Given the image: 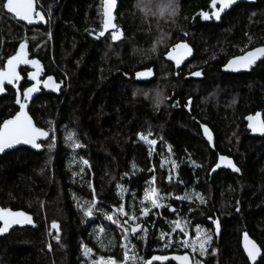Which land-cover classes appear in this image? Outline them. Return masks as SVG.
I'll return each instance as SVG.
<instances>
[{
	"label": "trees",
	"instance_id": "trees-1",
	"mask_svg": "<svg viewBox=\"0 0 264 264\" xmlns=\"http://www.w3.org/2000/svg\"><path fill=\"white\" fill-rule=\"evenodd\" d=\"M4 1L2 65L26 42L30 58L60 88L56 94L42 91L28 108L35 125L50 134L42 151L18 148L0 156V207L26 212L34 221L0 238V264H90L82 245L92 249V259L120 264L124 234L105 214L121 204L145 230L143 237L129 235L143 260L187 252L183 233L169 225L177 216L188 222L190 237L197 225L212 235L201 264H249L240 246L242 234L259 246L256 264H264V137H251L244 122L258 111L264 120V60L250 73L220 70L228 59L264 45V0L235 5L218 24L194 17L208 11L211 0H179L175 15L161 16L144 15L140 0H116L117 41L110 33L99 35L102 0H35L47 23L31 28L6 14ZM177 43H186L193 56L175 71L164 56ZM148 69L149 79L136 76ZM28 71L21 70L20 91L29 85ZM193 71L201 77L186 79ZM15 98L9 88L0 97V123L17 111ZM201 125L212 132L213 148L203 139ZM63 128L82 145L73 153L80 165L88 161L81 174L64 147ZM149 131L157 141L151 154L138 135ZM220 155L231 158L239 171L219 170L209 177ZM163 159L176 167H162ZM151 179L164 197L159 210L142 204ZM186 193L196 198H176ZM93 195L95 213L88 218L77 203L84 201L86 207ZM144 206L150 210L142 217ZM125 220L124 215L121 224L129 227ZM162 233L171 234V246Z\"/></svg>",
	"mask_w": 264,
	"mask_h": 264
},
{
	"label": "snow or ice",
	"instance_id": "snow-or-ice-1",
	"mask_svg": "<svg viewBox=\"0 0 264 264\" xmlns=\"http://www.w3.org/2000/svg\"><path fill=\"white\" fill-rule=\"evenodd\" d=\"M235 3V0H211V8L212 11L209 12H201L200 16L204 20H209L211 18H215L217 20L220 19L221 13L227 9L230 5ZM217 4L219 7L217 8ZM103 5V30L99 32L100 36L104 35V32L108 29H116V25L112 23L113 20V8L116 5V0H102ZM3 9H5L8 13L14 14L15 17H18L21 21H26L28 24H32L37 21H44L45 17L42 15L41 11H37L34 6V0H6L2 4ZM138 7L141 8L142 11H149V4L146 0H140V4ZM159 12L161 15L165 13H169L171 15H175L176 5L173 0H168V2L161 4L158 6ZM121 33L119 30H114L111 33V39L113 41L119 40ZM27 43L21 42L19 44V50L16 51L15 55L10 56L7 59L5 65L0 66V92L5 90V85H12L16 87L19 84L21 79L20 74L17 72V66L20 64L31 65L36 71L29 72L28 78L31 81H34L31 86L23 89V92L17 90L16 93V101L15 103L19 106V110L15 112L10 118H6L0 123V152H4L5 149L12 148L14 145L25 144L31 145L34 149H40L42 144L38 141L42 138H49V132L43 130L40 127H37L32 118L29 116L26 108L28 106V102L32 97V94L38 92L40 90V85L43 84L44 88H51L53 90L59 89L60 85L55 83L52 76H48L46 79L41 81L39 79V74L41 72L40 62L35 59H29L27 54ZM191 49L186 43H177L172 50L168 53V59L173 60L177 66L181 64L183 59L190 54ZM264 58V46L256 47L251 51L245 52L241 56L234 57L229 60L225 65L227 69L232 71H239L241 69H248L251 65H253L257 60ZM151 70L148 69L144 72H137L136 76L138 78L150 76ZM193 76H200L201 72H193L191 73ZM249 124L248 127L253 132L264 133V120L260 119V113H257L255 116L247 117ZM204 133L208 137V140H212L211 133L209 132L207 127H204ZM139 138L143 140L149 146V153L151 154L153 146L157 144L155 139H150L152 133L149 131L148 133H140L138 134ZM54 139V137H53ZM69 141L74 148H80L82 145L76 142L73 137L70 135L68 137ZM51 147V145H49ZM220 161L224 163L227 167L232 168L233 171H239L236 165L225 156L220 157ZM84 164H87L88 161L84 160ZM172 167L176 166L175 161H170ZM220 165L218 164L217 167ZM135 167V166H134ZM154 184V180H153ZM121 188V191H125L122 186L118 185ZM159 193V190L155 186H149L144 189L143 193V202H148L151 208H160L164 207L160 203L163 199ZM177 199H190L191 197L186 193L182 197H176ZM201 202L204 201L201 198ZM97 201L95 196L93 195L92 200L88 202L87 206H82V211L84 216L91 217L93 215V209L96 205ZM149 207L144 206L141 209V213L143 215H147L149 212ZM121 215L128 216V220L123 221L124 225H128L129 221H131V225L129 227H124V240L126 243L122 245L124 247V259L120 264H127L128 261H132V264H152V261H165L168 260L167 256H153L150 260H143L138 255H129L128 245L130 244L129 235L137 233L138 230L143 231L140 223L137 222V217L135 214L129 215L125 212V206L121 204L118 209ZM105 219L111 221L113 224H117L118 226H122L114 217L110 214H105ZM0 221L3 222V226H0V233L7 232L8 229L12 225H23V224H33V219L30 215L23 211H11L8 208H0ZM216 223L217 229L219 228L218 221H214ZM172 232H176L179 230L183 233L185 240L181 241L182 245L185 248H191L192 252H196L197 248L199 249V255L204 256L207 254L206 245L208 242L212 240V235L208 234L207 231L203 230L199 225L196 226V237L195 239H188V225L187 222H181L180 220H175L172 222ZM51 227L53 229H57L58 225L56 222H53ZM103 231V229H101ZM165 236H168L169 239L165 241L166 246H171L172 239L170 233H162L161 239H165ZM57 241H59V235L55 237ZM244 248L247 252V255L250 260L255 261L256 257L260 254V249L257 245L248 238L247 234L244 236ZM83 253L85 257H89L92 253V249L88 248L86 245H82ZM135 246L132 245V249L134 250ZM215 254V249H213V253ZM172 259L179 261L180 264H191L190 258L188 254L182 256H173ZM91 264H117L112 258L105 259L104 257H100L99 259H93ZM199 264V262H197Z\"/></svg>",
	"mask_w": 264,
	"mask_h": 264
},
{
	"label": "water",
	"instance_id": "water-1",
	"mask_svg": "<svg viewBox=\"0 0 264 264\" xmlns=\"http://www.w3.org/2000/svg\"><path fill=\"white\" fill-rule=\"evenodd\" d=\"M256 1H257V0H235V3H233L232 5H230L227 9H225V10L221 13V17H220V19L225 15L226 12H228V11H229L231 8H233L235 5H237V4H239V3L254 4ZM4 2H6V0H5ZM117 5H118V3H117V1H116V5H115V7L113 8V12H112V15H113L112 23H114V24H115L114 11H115V9L117 8ZM34 6H35V8H36L37 11H40V10L37 8V3H36L35 0H34ZM216 7L218 8V7H219V4H217ZM101 9H102V14H103V5H102ZM4 11L6 12V14L12 16V17L15 19L16 22L21 23V24L25 25L26 27H30V28H31V27H38V26H46V23H47L46 18H45L44 21H37V22H34V23H32V24H28L26 21H21L18 17H15L14 14L8 13L5 9H4ZM211 11H212V8H211V1H210V3H209V7H208V11H206V12H209V13H210ZM41 13H42V12H41ZM200 13H201V12H200ZM200 13H197L194 17L198 16L199 19H200V21H201L202 23H210V22H214V23L218 24V23L220 22V19L217 20V19H215V18H211V19H209V20H204V19L201 18ZM42 15H43V13H42ZM43 16H44V15H43ZM44 17H45V16H44ZM102 30H103V20H102ZM114 30H118V29H117V28H116V29H108L107 31L104 32V34H106V33H111V32L114 31ZM119 32H120V31H119ZM175 45H176V44H175ZM175 45H174V46H175ZM174 46H173V47H174ZM261 46H264V45H261ZM173 47H172V48H173ZM257 47H260V46H257ZM172 48H170L169 51L165 54L164 59L173 65V68H174L175 71H178V70H180V69H181V68H182V67H183V66H184V65H185V64H186L191 58H192V56H193V52H192V50H191L190 54H188V55L183 59V61L181 62V64H180L179 66H177L173 60L168 59V53L172 50ZM189 48H190V47H189ZM254 48H256V47H254ZM254 48H252V49H250V50H247V51H251V50H253ZM190 49H191V48H190ZM18 50H19V46L17 47L16 51H18ZM26 51H27V54H28V58L31 60L30 55H29V52H28V47H27ZM247 51H246V52H247ZM15 53H16V52H15ZM15 53H14L13 55H15ZM244 53H245V52H244ZM244 53H242V54H240V55H237V56H241V55H243ZM237 56H235V57H237ZM233 58H234V57L228 59V60L225 62V64L221 67L220 70H221L222 73H224V74H231V75H237V74H243V73H250L253 69H255V67L257 66V64H258L259 62H261V61L264 60V58H261V59L257 60L253 65H251V66H250L248 69H246V70H245V69H241V70H239V71H232V70H230V69H227V68L225 67V65L228 63L229 60H231V59H233ZM35 60H36V59H35ZM6 62H7V60L5 61L4 65L6 64ZM40 66H41V72H40V74H39V79H40L41 81H43V80L46 79L48 76H45V72H44V69H43V66L41 65V63H40ZM27 68L29 69L28 73H29V72H34V71H36V69H34L30 64H29V65L20 64V65L17 66V72H18V73L20 74V76H21V70H23V69H27ZM199 72H200V71H199ZM28 73H27V76H26V81L29 83V85H28L27 87H29V86H31L33 83H35L34 81H31V80L28 78ZM200 77H201V75L198 76V77H197V76H193V77H191V78H200ZM141 78L144 79V78H146V77H141ZM53 80H54V82L56 83L54 77H53ZM22 81H23V77L21 76V79H20V81H19V84H18L16 87H13L12 85H7V84H6V85H5V90H4L3 92H0V97H2V96L5 95V93H6V89H7V88L12 89V90L15 91V93H17V90H19V87H20V84L22 83ZM59 88H60V87H59ZM19 91H20V90H19ZM42 91H44V92H48V93H55V94H56V93H58L59 89H57V90H53V89H51V88H44V87H43V84H41V85H40V90H39L38 92H35V93L32 94V97L30 98V100H29V102H28V106H27V108H26V111H27V112H28V108H29L31 102H32L37 96H39L40 93H41ZM20 92H21V94H22L23 90L20 91ZM15 101H16V98H15ZM14 104H15V107L17 108V111H18V110H19V106H18L16 103H14ZM257 113H260V119L263 120V117H262L263 112H262V111H258V112L254 113V114H249V115L245 116V118H244V122H245V126H246V131L248 132V134H249L251 137L263 138V137H264V133L253 132V131L248 127L249 121H248L247 117H248V116H255ZM28 114H29V113H28ZM29 116H30V115H29ZM32 120H33V119H32ZM33 123H34V121H33ZM34 124H35V123H34ZM204 127H207V126H206V125H201V126H200V130H201L202 137H203V139L205 140V142L209 145V147H210V148H213V146H214V137H213V135H212V132H211L210 129L207 127L208 130H209V132L211 133V136H212V140L209 141V140H208V137H207V136L205 135V133H204ZM48 139H49V138H42V139L39 140L38 142L41 143V144H43V143L47 142ZM18 148H25V149H28V150H30V151L36 152V153L41 152L42 149H43L42 147H41L40 149H34V148L31 147V145L18 144V145H14L12 148L5 149L4 152H0V156L4 155V154H6V153L12 152V151H14V150H16V149H18ZM221 156H223V155H220V156L217 157L216 163H215V165L212 167V169H211V171H210V173H209V177H212V176H213L214 174H216L219 170H226V171H229V172H231V173H235V172H236V171H233L232 168L227 167L224 163H222V162L220 161V157H221ZM225 157H227V156H225ZM228 158H229V157H228ZM229 159L234 163V161H233L231 158H229ZM218 164L220 165L219 167H217ZM234 164H235V163H234ZM0 208H1V207H0ZM11 211H12V210H11ZM28 215H29V214H28ZM30 216H31V215H30ZM31 217H32V216H31ZM32 219H33V218H32ZM33 225H34V221H33V224L12 225V226L8 229L7 232L0 233V238L6 236L7 234H9L11 231H13V230H15V229L30 228V227H32ZM0 226H3V222H2V221H0ZM216 232L219 233V228H218V229L216 228ZM244 236H245V234H242V236H241V238H240V246H241V250H242V252H243V254H244V256H245V258L247 259V261H248L249 264H256V263L258 262V260L260 259L261 255H262V252H261V250H260V254L256 257V260H255V261L250 260L249 257H248V255H247V252L245 251V248H244V243H245V241H244ZM247 236H248V235H247ZM248 238H249L250 240H252L249 236H248ZM252 241H253V240H252ZM253 242L255 243V241H253ZM255 244H256V243H255ZM256 245H257V244H256ZM257 247L259 248L258 245H257ZM259 249H260V248H259ZM185 254H187V253L170 255V256H168V260H165V261H166V262H172V263H174V264H180L179 261H176V260L172 259V257H173V256H182V255H185ZM188 255H189V254H188ZM189 258H190V261H191V264H192V257H191L190 255H189ZM157 262H159V261H152V264L157 263Z\"/></svg>",
	"mask_w": 264,
	"mask_h": 264
},
{
	"label": "rangeland",
	"instance_id": "rangeland-1",
	"mask_svg": "<svg viewBox=\"0 0 264 264\" xmlns=\"http://www.w3.org/2000/svg\"><path fill=\"white\" fill-rule=\"evenodd\" d=\"M160 1H162V2H160ZM146 2L149 4V8H150V10L149 11H147V12H145V11H142L143 12V14L144 15H147V16H152V13H155V14H157V12H159V5H161V4H164L165 2H167V0L165 1V0H156V2H154V3H151V0H146ZM164 2V3H163ZM155 5V6H154ZM140 8V7H139ZM141 9V8H140ZM159 16H161V14H159ZM117 41V40H116ZM150 78L151 76H147L146 78ZM52 131V130H51ZM62 141H63V144H64V147L66 148V150H68L71 154H72V156H73V153H74V151L77 149V148H74V147H72V144H71V142L69 141V139H68V137L71 135L72 137H73V139L74 140H76V142H78V140H77V137H76V135L73 133V131L72 130H70V129H68V128H63L62 129ZM150 138V137H149ZM142 142L149 148V146L142 140ZM153 149H154V146H153V148H152V152H153ZM74 157V156H73ZM170 159H163L162 160V167H172V165H171V163H170ZM73 162H74V165H76V166H78V168H79V171H78V174H81L82 173V167L85 165L83 162L81 163V165H80V162H78L77 161V158H75L74 157V160H73ZM176 167V166H175ZM174 167V168H175ZM152 180L153 179H151L148 183H147V186H146V188L147 187H149V186H154L153 184H152ZM119 193H120V195L123 197L126 193H125V191H121V188L119 187ZM191 198L190 199H186L187 201H191L192 199H194V198H196V194H194V193H189L188 194ZM163 197V196H162ZM162 202H163V199L160 201V203L162 204ZM77 203V202H76ZM142 204H146V205H149L150 206V204L148 203V202H143ZM86 204H85V202L84 201H81V202H79L78 201V203H77V207H78V209H80L81 211H82V206H85ZM163 205V204H162ZM151 207V206H150ZM161 208V207H160ZM160 208H156L157 210H159ZM83 212V211H82ZM95 213V210L93 209V214ZM84 215V214H83ZM110 215H112L113 217H114V219H116L120 224H121V222H120V219L122 218V217H124V215H121L120 213H119V211H117V210H112V213L110 214ZM142 215V217L144 216L143 214H141ZM88 218H90V217H88ZM175 220H180L182 223L183 222H187L184 218H181V217H174L172 220H170V222H169V225L171 226V229H172V222L173 221H175ZM109 221V220H108ZM109 222H111V221H109ZM130 222V224L132 223L131 221H129ZM137 222H138V219H137ZM112 223V222H111ZM113 224V223H112ZM116 228H118V229H121V231L123 232V228H124V226L122 225V226H118L117 224H113ZM187 225H188V228H187V230H188V233H189V228H190V226H189V224H188V222H187ZM202 228V227H201ZM203 229V228H202ZM204 230V229H203ZM193 231H194V237H190V235H189V237H188V239H195V237H196V228H194L193 229ZM177 232H179V233H182V232H180L179 230H177ZM100 233H102V231L100 230V232H99V236H100ZM208 234H210L209 232H207ZM123 234H124V232H123ZM135 234H137V237H143L144 235H145V230H143V231H141V230H138L137 231V233H135ZM186 238L184 237V240H185ZM129 240H130V238H129ZM123 243H122V245H124L125 243H126V241L123 239V241H122ZM209 243L210 242H208V244L206 245V248L208 247V245H209ZM99 244H101V240L99 241ZM132 245H133V243L130 241V244L128 245V248H129V255L130 256H133V255H136V253L133 251V249H132ZM183 249L184 250H186L187 252V254H189L191 257H192V264H197V262H199V264H201V255H199V249L197 248V251L196 252H192V250H191V248H185L184 246H183ZM125 249H124V247H123V251H124ZM83 257H84V259H85V261H87V262H89L90 264H91V261L93 260L92 259V253H91V255L89 256V257H85L84 256V253H83ZM127 264H132V261L130 260V261H128L127 262Z\"/></svg>",
	"mask_w": 264,
	"mask_h": 264
},
{
	"label": "flooded vegetation",
	"instance_id": "flooded-vegetation-1",
	"mask_svg": "<svg viewBox=\"0 0 264 264\" xmlns=\"http://www.w3.org/2000/svg\"><path fill=\"white\" fill-rule=\"evenodd\" d=\"M112 33V32H111ZM111 33H110V35H111ZM173 47V46H172ZM171 47V48H172ZM193 72H196V71H193ZM193 72H190V73H187V75L185 76V78L186 79H188V78H191V77H193V75H191V73H193ZM244 74V73H243ZM238 75V74H237ZM140 79H142V78H140ZM147 79H149V77L148 78H144V79H142V80H147ZM246 127V126H245ZM2 208V207H1ZM159 262H162V261H159Z\"/></svg>",
	"mask_w": 264,
	"mask_h": 264
},
{
	"label": "built area",
	"instance_id": "built-area-1",
	"mask_svg": "<svg viewBox=\"0 0 264 264\" xmlns=\"http://www.w3.org/2000/svg\"><path fill=\"white\" fill-rule=\"evenodd\" d=\"M3 60H4V57H3V56H0V66H3V65H2Z\"/></svg>",
	"mask_w": 264,
	"mask_h": 264
},
{
	"label": "clouds",
	"instance_id": "clouds-1",
	"mask_svg": "<svg viewBox=\"0 0 264 264\" xmlns=\"http://www.w3.org/2000/svg\"><path fill=\"white\" fill-rule=\"evenodd\" d=\"M176 8H179V0H176Z\"/></svg>",
	"mask_w": 264,
	"mask_h": 264
}]
</instances>
